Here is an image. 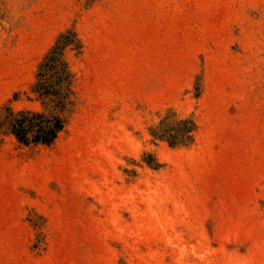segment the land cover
Instances as JSON below:
<instances>
[{
  "label": "rangeland",
  "instance_id": "obj_1",
  "mask_svg": "<svg viewBox=\"0 0 264 264\" xmlns=\"http://www.w3.org/2000/svg\"><path fill=\"white\" fill-rule=\"evenodd\" d=\"M64 43L54 142L0 128V264H264V0H0V116Z\"/></svg>",
  "mask_w": 264,
  "mask_h": 264
},
{
  "label": "trees",
  "instance_id": "obj_2",
  "mask_svg": "<svg viewBox=\"0 0 264 264\" xmlns=\"http://www.w3.org/2000/svg\"><path fill=\"white\" fill-rule=\"evenodd\" d=\"M65 46L66 43L49 51L39 65L38 80L33 88L44 100V110L13 112L7 107L6 113L0 116V128H9L18 141L25 145L53 143L66 124L65 113L67 106L72 103L74 91L71 88L67 63L62 61ZM184 135V130L164 128L158 137L178 142Z\"/></svg>",
  "mask_w": 264,
  "mask_h": 264
}]
</instances>
